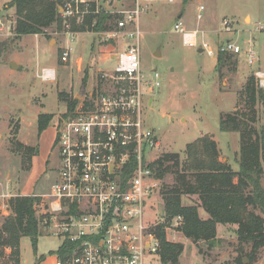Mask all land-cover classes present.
Here are the masks:
<instances>
[{"label": "rangeland", "instance_id": "obj_1", "mask_svg": "<svg viewBox=\"0 0 264 264\" xmlns=\"http://www.w3.org/2000/svg\"><path fill=\"white\" fill-rule=\"evenodd\" d=\"M62 4L60 0L58 8ZM199 4L204 6L202 20L196 19ZM6 6L5 1L0 0V194L4 192L10 196L2 199L7 212L0 211V226L11 212L8 204L11 197H38L34 210L40 234L35 249L28 237L20 239L21 264H35V256L45 259L42 264H52L54 252L63 240L51 233L49 214L41 215L42 209L48 207L41 194L49 190L56 176L55 124L70 114L59 94L62 92L77 99L79 106L112 90L113 83L102 75L112 73L114 60L108 57L122 51L126 42L90 29L81 32L70 29L72 21L82 24L86 17L80 23L75 18L63 19L60 29L54 24L47 29V35H26L19 40L13 29L14 11H8ZM223 18L231 21L235 33L222 30ZM177 20L188 29L203 31L198 35L199 44L203 35L214 50L226 39L237 40L242 45L251 37L257 50V62L249 67L242 54H229L231 59H237L235 67L230 69L225 65L218 70L216 55L210 57L204 51L198 52L200 45H182L181 34L173 28ZM95 21L96 18L93 24ZM109 23L114 30V18ZM139 24L142 31L141 87L147 92L143 117L145 125L154 129L158 142L146 151L147 160L152 163L163 154L178 153L182 163L186 144L209 134L217 143L219 159L237 170L239 134L221 132L218 123L221 115L245 109L244 88L249 78L254 77L256 89H264L254 75L255 70L264 72V0H157L141 16ZM158 46L160 57L154 56ZM66 47H70V58L61 62L59 58ZM11 62H15L18 69H12ZM41 67H53L55 79H39L36 73ZM155 71L159 74L160 85L149 91L150 85L144 81L151 79ZM263 101L256 100L254 106L257 127L263 122ZM39 113L53 115L40 134L37 131ZM18 143L37 148L28 169ZM154 179L157 186L146 206L148 224L153 229L162 223L173 226L177 217L166 220L161 195L162 184L171 185L173 175ZM261 183L264 187V166ZM182 202L196 204L198 199L196 195L183 196ZM259 214L264 218V214ZM199 216L207 217L201 208ZM236 229V224H217L216 240L212 245L203 241L195 244L175 229L168 230L167 238L183 245L177 264H264V246L258 249L255 257L248 258L250 246L238 239ZM9 252L10 248L5 247L0 264H13L7 260Z\"/></svg>", "mask_w": 264, "mask_h": 264}, {"label": "built area", "instance_id": "obj_2", "mask_svg": "<svg viewBox=\"0 0 264 264\" xmlns=\"http://www.w3.org/2000/svg\"><path fill=\"white\" fill-rule=\"evenodd\" d=\"M156 1L63 0L59 8L60 17L75 18L79 23L90 14L112 16L115 29L101 33L107 38L120 37L126 43L122 51L108 57L114 60L112 73L102 75L113 83V89L89 104L76 105L55 124L57 171L49 190L41 194L48 205L41 215L49 214L54 236L72 244L71 257L65 262L58 259L56 264H161V243L148 224L146 211L147 200L157 186L146 151L158 142L143 117L147 92L141 87L139 24ZM196 11V19L202 20L204 6L199 4ZM230 25V20L222 19V30L235 33ZM173 28L181 34L183 46L200 45L210 57L242 54L249 67L257 62L251 37L242 45L226 39L214 50L203 35L199 44L198 35L203 31L188 29L181 20L175 21ZM69 58L70 47H66L59 59L67 62ZM36 75L42 81H53L56 76L52 67H42ZM254 75L264 87V72L255 70ZM144 82L150 85L149 91L159 87V74L155 71ZM9 196L0 194L3 214L7 205L2 202ZM179 220L177 217L175 225L165 227L168 241V230H177Z\"/></svg>", "mask_w": 264, "mask_h": 264}, {"label": "trees", "instance_id": "obj_3", "mask_svg": "<svg viewBox=\"0 0 264 264\" xmlns=\"http://www.w3.org/2000/svg\"><path fill=\"white\" fill-rule=\"evenodd\" d=\"M60 0H7L8 8L14 9V33L17 38L23 35H47V29L56 25L60 29L63 18L59 14ZM96 18L93 24V19ZM113 17L106 14L86 16L84 23H70L71 30L87 29L102 32L109 30ZM220 53L217 56L216 68L235 67L237 59ZM244 110L226 113L219 118L221 132L239 134L238 168L231 169L219 158L217 143L209 134L199 136L185 146L184 160L180 161L178 153H166L150 164L155 177L163 179L167 174L173 175L171 185L162 184L161 195L166 220L180 217L177 230L195 244L203 241L212 245L216 240L217 224H236V234L240 241L249 244L248 258H253L258 249L264 246V187L261 183L264 166V117L261 126L257 127V112L254 109L256 100H264V89H256L254 77L249 78L244 88ZM65 102L67 111L71 112L78 100L59 94ZM258 98V99H257ZM264 104V101H263ZM264 109V107H263ZM264 113V110H263ZM53 115L39 113L37 131L40 134L48 127ZM23 157L30 166L31 156L37 154L34 146L17 144ZM132 165L136 159H131ZM196 195V204L184 205L183 196ZM39 200L36 196L16 195L9 199L10 214L3 218L0 226V257L4 248L9 247L7 260L20 264V239L28 237L33 249L36 248L40 234L39 220L34 205ZM207 215L199 216V209ZM165 224L157 225L153 231L161 243L159 254L161 264H177L183 250L178 242L168 241L165 235ZM61 262L71 257L72 244L64 241L54 252ZM39 259L35 261L37 264ZM240 264V263H239Z\"/></svg>", "mask_w": 264, "mask_h": 264}, {"label": "crops", "instance_id": "obj_4", "mask_svg": "<svg viewBox=\"0 0 264 264\" xmlns=\"http://www.w3.org/2000/svg\"><path fill=\"white\" fill-rule=\"evenodd\" d=\"M2 1V0H1ZM5 1V3L7 2V0H4ZM7 7V6H6ZM7 9H9L8 11H10V12H12V11H14L13 10V8H8L7 7ZM6 11V10H5ZM14 13V12H13ZM12 13V14H13ZM179 16H181V15H179ZM179 18V17H178ZM0 21H1V19H0ZM1 27H2V21H1V24H0V30H1ZM24 36H26V35H23V36H21L20 37V39L19 40H22V38L24 37ZM37 41H38V44L40 43L39 42V40L38 39H36ZM42 68V67H41ZM53 68V67H52ZM40 69H37V72L39 71ZM55 75H56V72H55ZM61 244V243H60ZM60 246V245H59ZM58 246V247H59ZM57 250V249H56ZM55 250V251H56ZM37 259H39V261H38V263L37 264H42L43 262H44V258H42V257H40V258H38L37 256H35V261L37 260ZM57 260H58V258H57V255L55 254V257L53 258V262H52V264H56V262H57ZM22 263V261H21V256H20V264Z\"/></svg>", "mask_w": 264, "mask_h": 264}, {"label": "water", "instance_id": "obj_5", "mask_svg": "<svg viewBox=\"0 0 264 264\" xmlns=\"http://www.w3.org/2000/svg\"><path fill=\"white\" fill-rule=\"evenodd\" d=\"M179 18H180V16H179ZM203 51V48H198V52H202ZM154 56H156V57H160L161 56V53H160V46H158V48L156 49V51H155V53H154ZM10 67L12 68V69H18V65L15 63V62H11V64H10ZM263 107H264V104H263ZM247 260L246 259H244V262H246Z\"/></svg>", "mask_w": 264, "mask_h": 264}]
</instances>
